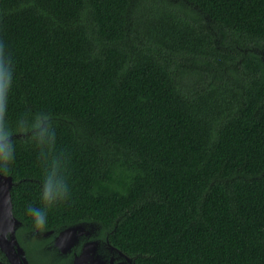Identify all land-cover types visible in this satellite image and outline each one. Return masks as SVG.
Segmentation results:
<instances>
[{"label": "trees", "instance_id": "trees-1", "mask_svg": "<svg viewBox=\"0 0 264 264\" xmlns=\"http://www.w3.org/2000/svg\"><path fill=\"white\" fill-rule=\"evenodd\" d=\"M9 137L33 230L95 224L137 264H264V0H0Z\"/></svg>", "mask_w": 264, "mask_h": 264}, {"label": "flooded vegetation", "instance_id": "flooded-vegetation-1", "mask_svg": "<svg viewBox=\"0 0 264 264\" xmlns=\"http://www.w3.org/2000/svg\"><path fill=\"white\" fill-rule=\"evenodd\" d=\"M8 178L12 179L11 187ZM15 186L13 176L0 166V264H137L133 257L114 246L108 236L101 237L95 224L80 223L51 230L29 228L15 213ZM77 225L81 228L62 236L66 229Z\"/></svg>", "mask_w": 264, "mask_h": 264}, {"label": "water", "instance_id": "water-1", "mask_svg": "<svg viewBox=\"0 0 264 264\" xmlns=\"http://www.w3.org/2000/svg\"><path fill=\"white\" fill-rule=\"evenodd\" d=\"M17 137H20V135H18ZM11 140V138H7L5 140H2V142H6V141H9ZM9 179V182H10V185L9 187H11V184H12V179L11 178H8ZM8 202H9V205H10V211L12 210V201H11V194L10 192L8 191ZM78 228H81V225H77V226H74V227H70L68 229H66L63 233H62V236H65L67 233L75 230V229H78ZM62 238V237H60ZM60 238L58 240H60Z\"/></svg>", "mask_w": 264, "mask_h": 264}]
</instances>
